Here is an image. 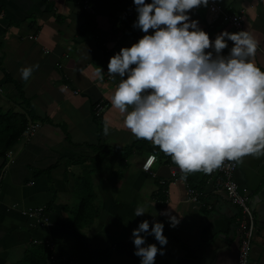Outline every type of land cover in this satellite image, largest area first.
<instances>
[{"label":"crops","instance_id":"0c3cea01","mask_svg":"<svg viewBox=\"0 0 264 264\" xmlns=\"http://www.w3.org/2000/svg\"><path fill=\"white\" fill-rule=\"evenodd\" d=\"M119 1L134 18L111 13L115 1L105 0L90 33L83 32L79 0H0V112L24 113L39 124L32 136L7 150L12 163L7 151L0 157V264H14L39 245L49 252L48 264H140L132 230L145 219L150 228L153 219L164 223L166 245L146 237L164 249L155 257L160 264H237L239 210L216 188L215 175L171 176L178 169L171 157L135 137L111 104L120 77L107 72L109 57L144 34L133 27V0ZM212 3L228 13L244 9L242 29L257 40L253 61L264 69V0H208L207 6L189 10L210 40L221 30L238 31L218 21L209 27ZM233 43L228 41L222 54L228 55ZM32 64L39 68L25 81L19 69ZM97 67L104 70L103 79ZM98 101L106 108L97 117ZM125 147L132 148L129 155ZM149 152L156 156L154 176L141 169ZM187 186L201 192L196 202L186 200ZM138 205L146 213L136 216ZM165 210L177 218L174 227L161 215ZM77 212L79 227L72 223ZM249 264H264L259 226Z\"/></svg>","mask_w":264,"mask_h":264},{"label":"clouds","instance_id":"9594fccd","mask_svg":"<svg viewBox=\"0 0 264 264\" xmlns=\"http://www.w3.org/2000/svg\"><path fill=\"white\" fill-rule=\"evenodd\" d=\"M133 4V27L144 34L110 56L107 65L109 74L120 77L111 104L122 114L124 126L135 137L152 141L184 173H211L225 160H238L239 167L245 154L264 155V69L253 61L254 36L247 30H221L210 40L189 13L207 6L208 0ZM228 41L234 43L224 55ZM38 68L21 67V78L27 81ZM103 73L97 67V77L103 79ZM144 213L138 205L135 215ZM161 215L168 216L172 227L178 223L167 210ZM163 229V222L153 219L150 228L145 219L132 230L140 264H154L157 253L164 254L162 247L146 242L154 235L166 245Z\"/></svg>","mask_w":264,"mask_h":264},{"label":"built area","instance_id":"2783aa9c","mask_svg":"<svg viewBox=\"0 0 264 264\" xmlns=\"http://www.w3.org/2000/svg\"><path fill=\"white\" fill-rule=\"evenodd\" d=\"M90 1L95 0H79L80 6L87 12L92 11L90 6ZM244 12V9H240L238 13H228L224 11L217 4L212 3L209 9L207 16L209 27L212 26L214 22H219L224 25H231L238 31L243 30L241 24L240 14ZM106 105L99 101L96 103L94 108V114L98 117L105 110ZM38 124L28 120L24 131L21 134L22 140L28 139L32 136L38 127ZM6 156L8 157V163L14 161L13 154L11 151H7ZM153 157L156 156L154 153L149 152L144 161L141 164V169L148 174L149 176H154L155 173L152 170V165L155 161ZM238 168V160H225L222 166L215 169L213 172L215 175V184L216 188L223 191L224 198L226 201L236 206L239 210V216L237 217V229L240 233V243L238 250V260L237 264H249V255L251 251L252 241L254 239L256 229H257V218L255 214L251 211L248 204V196L238 190V183L234 179V173ZM182 170L173 169L171 170V176H178ZM185 180V178H184ZM201 195V192L195 186H187L186 200L190 202H196ZM168 201V198L165 199V202ZM41 209L38 211L40 214ZM50 259H53L50 257ZM154 264H160L154 261Z\"/></svg>","mask_w":264,"mask_h":264},{"label":"trees","instance_id":"16d2710c","mask_svg":"<svg viewBox=\"0 0 264 264\" xmlns=\"http://www.w3.org/2000/svg\"><path fill=\"white\" fill-rule=\"evenodd\" d=\"M104 1L105 0L90 1V6L92 8V11L90 12H87L81 8V11L85 18L83 32H87V31H90V33L93 32L94 27H95L94 17L98 13L99 4ZM114 1H115V4L111 6V13H115L118 11L123 12V13L125 12L127 13V21H130L134 18L133 12L128 14V11L125 10V6H126L125 3L119 0H114ZM129 25H131L130 22H129ZM129 25H127V28L129 27ZM26 121H27V118H26V114L24 113L21 114V113H12V112L10 113L0 112V157H4L5 152L19 138L21 132L24 130L26 126ZM123 150L125 151L124 155H129L132 152L131 147H128V148L125 147L123 148ZM50 204H51V200L49 201L47 205L48 208ZM42 210L40 213H42ZM77 213L78 214L73 218V221H72V223L75 224L74 225L75 227H79V226H76V224L77 222H79L81 218L79 214L81 212H77ZM48 254L49 252L46 249V247L44 245H39L38 247H35L32 250L27 251L24 254L23 258L14 264H48L47 263Z\"/></svg>","mask_w":264,"mask_h":264},{"label":"water","instance_id":"95a60500","mask_svg":"<svg viewBox=\"0 0 264 264\" xmlns=\"http://www.w3.org/2000/svg\"><path fill=\"white\" fill-rule=\"evenodd\" d=\"M244 174V193L256 215L257 224L264 229V155L245 154L239 165Z\"/></svg>","mask_w":264,"mask_h":264},{"label":"rangeland","instance_id":"374dc122","mask_svg":"<svg viewBox=\"0 0 264 264\" xmlns=\"http://www.w3.org/2000/svg\"><path fill=\"white\" fill-rule=\"evenodd\" d=\"M101 129H102V127L100 125L98 130H101ZM240 171H241V168L239 166L238 169L234 173V179L238 183V190H239V192L242 193L243 192V187L240 185V182L242 181V178L240 177L241 176Z\"/></svg>","mask_w":264,"mask_h":264}]
</instances>
